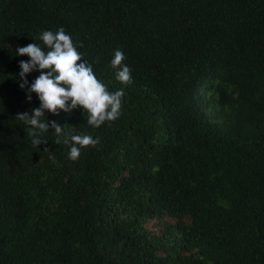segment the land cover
I'll list each match as a JSON object with an SVG mask.
<instances>
[{"label":"trees","instance_id":"1","mask_svg":"<svg viewBox=\"0 0 264 264\" xmlns=\"http://www.w3.org/2000/svg\"><path fill=\"white\" fill-rule=\"evenodd\" d=\"M60 27L121 115L33 147L15 49ZM0 264H264V0H0Z\"/></svg>","mask_w":264,"mask_h":264},{"label":"clouds","instance_id":"2","mask_svg":"<svg viewBox=\"0 0 264 264\" xmlns=\"http://www.w3.org/2000/svg\"><path fill=\"white\" fill-rule=\"evenodd\" d=\"M40 39L47 50H42L36 43L26 46L17 45L16 55H27L29 60H20L19 85L28 93L26 99L32 100L31 93L35 92L40 101L39 107L31 112H20L16 117L29 125L28 135L33 147H39L47 141L41 138V133L49 128L54 129L59 137L62 127L56 121L41 118L45 110L58 114V110L71 112L78 106L89 114L88 124L101 126L105 121H114L121 115L122 97L124 90L109 92L106 86L94 74L92 65L82 59L72 37L63 27L57 31H43ZM125 55L119 48L114 50L110 66L116 70V79L122 84L133 83L131 69L124 64ZM39 70L40 74L29 86L27 74ZM69 156L76 160L81 155V148L96 146L99 137L93 138L89 134L73 135ZM50 159H52L50 157Z\"/></svg>","mask_w":264,"mask_h":264}]
</instances>
